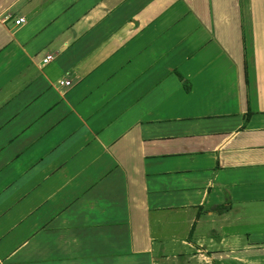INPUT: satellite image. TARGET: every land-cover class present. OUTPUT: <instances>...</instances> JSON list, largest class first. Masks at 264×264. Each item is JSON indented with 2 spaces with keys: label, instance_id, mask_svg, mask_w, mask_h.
<instances>
[{
  "label": "crops",
  "instance_id": "0c3cea01",
  "mask_svg": "<svg viewBox=\"0 0 264 264\" xmlns=\"http://www.w3.org/2000/svg\"><path fill=\"white\" fill-rule=\"evenodd\" d=\"M0 264H264V0H0Z\"/></svg>",
  "mask_w": 264,
  "mask_h": 264
},
{
  "label": "built area",
  "instance_id": "2783aa9c",
  "mask_svg": "<svg viewBox=\"0 0 264 264\" xmlns=\"http://www.w3.org/2000/svg\"><path fill=\"white\" fill-rule=\"evenodd\" d=\"M24 20H25V19H24L23 16H19V17L15 18V23H16V24H21V23L24 22ZM52 57H53L52 54H50V53L46 54V55L42 58V63L49 61L50 59H52ZM59 83H60V84H69V83H70V80H69V79H60V80H59Z\"/></svg>",
  "mask_w": 264,
  "mask_h": 264
},
{
  "label": "trees",
  "instance_id": "16d2710c",
  "mask_svg": "<svg viewBox=\"0 0 264 264\" xmlns=\"http://www.w3.org/2000/svg\"><path fill=\"white\" fill-rule=\"evenodd\" d=\"M215 208H217L218 210H222V209L226 208V205L218 204V205H215Z\"/></svg>",
  "mask_w": 264,
  "mask_h": 264
}]
</instances>
